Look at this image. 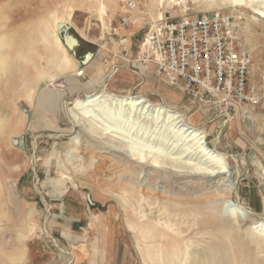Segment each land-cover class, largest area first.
<instances>
[{"label":"rangeland","instance_id":"374dc122","mask_svg":"<svg viewBox=\"0 0 264 264\" xmlns=\"http://www.w3.org/2000/svg\"><path fill=\"white\" fill-rule=\"evenodd\" d=\"M21 1L0 0V8L10 3L7 14L13 11L8 26L25 23L37 12L36 22L41 25L56 11L64 21L61 25L71 27L80 46L76 55L72 54L64 46L60 31L57 33L60 51L71 59L74 69L54 85L41 82L31 102L19 94L29 82L18 81L13 90L5 88L4 71L0 70V95L8 98V113L16 125L11 147L0 144V209L6 206L3 190L12 189L15 183L14 194L10 195L12 207L5 209L6 217L0 218V264H82L98 236L95 228L88 227L73 228L70 235L64 232L69 229V220L61 217L59 206L73 196L102 218L110 219L114 213L117 222L112 232L116 237L107 239L110 230H106L105 254L113 247L115 254L119 241L117 258L123 259V264H142L134 234L143 245L151 246L152 242L160 247L161 242L175 241L176 260L161 264H264V244L251 238L247 225L251 221L264 223V146L258 151L252 148L253 141L263 142V133L256 132L246 112L239 118L226 117L215 107L190 101L168 86L154 65H150L148 77H140L141 72L133 66L153 23L151 10L159 6V0ZM130 2L135 4L132 11ZM241 4L264 10V0L165 1L163 9L165 16L176 18L216 12L240 18L241 50L252 54L257 67L264 69V17ZM124 17L130 20L126 27L122 26ZM3 28L8 27L1 23L0 30ZM41 64L46 66L45 61ZM51 64L44 68L46 72H51ZM79 72L84 76L79 77ZM103 91L143 96L186 114L193 126L207 132V146L227 156L231 177L226 181L203 179L173 160H163L158 169L142 167L123 154H116L115 160H104L108 164L100 171L98 159L103 153L101 156H110L105 154V147L115 139L110 135L101 139L94 127L95 133L84 126L77 128L72 110L76 99ZM2 100L0 111L6 114ZM141 120L143 132L153 127L147 135L150 137L157 124ZM118 121L108 120L112 127ZM131 121L123 128L131 129L135 124ZM168 133L171 139L173 134ZM78 134L79 143L75 145L73 138ZM166 135L157 137L159 143ZM131 189L137 193L136 202L127 203ZM152 192L164 198L150 200L147 194ZM226 192L232 203L244 210L228 209L223 200ZM176 195L186 204L167 202V197ZM227 209L235 219L225 215ZM35 246L42 254L38 261L34 259Z\"/></svg>","mask_w":264,"mask_h":264},{"label":"bare ground","instance_id":"6f19581e","mask_svg":"<svg viewBox=\"0 0 264 264\" xmlns=\"http://www.w3.org/2000/svg\"><path fill=\"white\" fill-rule=\"evenodd\" d=\"M165 1H169L171 4L180 3L185 0H159V6H155L151 10L153 23L165 16V10L163 9V3ZM81 3L84 5L83 2ZM9 4H4L3 7L0 8V24L2 23L3 27H8L7 29L3 28L0 30V70L4 71L3 83L5 88L11 87V90H13L16 82H24V80L29 82L19 94L31 102L41 82L49 81L50 85H54L58 78L60 79L64 74L72 71L74 65L71 59L60 51L62 45L57 33L59 32L60 25L64 21L56 14V11L50 14V20H42L43 23L40 22L41 25L36 22L40 14V12H37L36 14H32V19L25 23L8 26L11 14H13V11L7 14L8 10L6 8ZM240 6L252 9L255 14L264 17V10L258 9L250 4H241ZM134 8L132 10H134ZM42 61H45L46 66L51 61V72H46L44 70L46 66H42ZM146 70L147 67L139 74L140 77L144 75ZM160 79L167 85L174 87L167 79L163 77ZM176 89L180 90L187 99L193 101L192 98L186 95L183 89ZM1 100V106H3L7 113L5 114L0 111V144L1 146L4 145L6 148H10L12 136L16 133L14 131V126L16 125H14L8 113V109H10L8 98L6 99V96L2 98L1 94L0 101ZM72 111L74 113L73 118L76 119L75 123H77V125H75L77 128L84 126L85 129L95 133L94 130H92V127H94L93 129L99 132V136L102 137L101 139H106L104 137L106 135H110L115 139L113 144L105 147V149H108L105 154H109L110 156H101L104 154L103 153L98 159L100 160L98 161V169L100 171L108 164L104 160H115L116 154H123L128 160H137L136 163L142 167L149 166L153 169H158L163 165V160H173L185 166L186 169H191V175L197 174L203 179H219L226 181L228 176L231 177V171L226 162V160H228L227 156L207 146V132L193 126L190 120L188 121L186 119V114L163 105L160 101L154 103L143 96L109 94L103 91L101 93L89 95L85 99H76ZM112 118L119 120V123L115 127H112L108 122V120ZM142 118L149 119L157 124L153 129V135L150 137L147 135L150 134L153 127L149 129L151 131L146 128L143 132V126H140ZM130 120L135 124L132 125V128L129 130L124 129V123ZM127 124L130 123L128 122ZM161 124L163 125L159 128ZM167 131L173 134L171 139L169 133V135H166ZM160 134L166 135L161 143H159V139H157ZM79 137L80 135L78 134L73 138V143L75 145L79 143ZM147 143H149V145ZM153 144L156 145L152 146ZM0 183L2 182L0 181ZM14 185L15 183H13L12 189L8 188L3 190V197L6 200L5 209L8 211L12 207L10 195L14 194ZM128 193L130 199L127 203L136 202V191H132L131 189ZM229 194V192H226L223 195L225 206L228 209L232 208L231 210L234 211H238L239 209L244 210L245 207L232 203ZM147 196H149L148 198H150V200L154 201L157 197L160 199L164 198L153 192L148 193ZM176 196L177 197H167V202L173 201L180 205L186 204V201L180 199V195ZM195 199L197 198L195 197ZM5 209H0V218L6 217L7 212L4 213ZM228 209L225 210V215L231 219H235V215ZM93 221L97 224L100 222V218L97 216ZM116 222L117 218L114 213H112L108 227L110 233L107 234V239L110 241L114 240L116 237V234L112 232L116 227ZM247 225L251 231V238L259 244H264V223L251 221ZM133 236L137 241L138 255L142 264H161L164 261L176 260V255L173 251L176 248L175 241L169 240L168 244L161 242L162 245L160 247L151 242L150 246L143 245L141 243L143 240L140 242L136 234Z\"/></svg>","mask_w":264,"mask_h":264},{"label":"built area","instance_id":"2783aa9c","mask_svg":"<svg viewBox=\"0 0 264 264\" xmlns=\"http://www.w3.org/2000/svg\"><path fill=\"white\" fill-rule=\"evenodd\" d=\"M134 7L130 2L129 9ZM122 20L123 27L130 23ZM240 20L221 12L164 16L150 25L133 66L142 72L154 65L193 100L235 118L264 102V71L257 74L252 54L241 50Z\"/></svg>","mask_w":264,"mask_h":264},{"label":"crops","instance_id":"0c3cea01","mask_svg":"<svg viewBox=\"0 0 264 264\" xmlns=\"http://www.w3.org/2000/svg\"><path fill=\"white\" fill-rule=\"evenodd\" d=\"M149 68L150 66L147 67V70L145 71L143 76H147V77L150 76L151 72L148 73V71H150ZM254 70L256 71L257 74H259L264 69H259L256 65V62L254 61ZM143 83L144 82H142L141 85ZM243 112H246L248 114V117L250 116V118L252 119L256 132L263 133L262 134L263 142H261V140L259 139L253 141L254 142V145H252L253 150L258 151V149H261L264 146V124L261 123L262 120L264 119V102H262V104H260L257 107H247ZM243 112L242 115H244ZM239 116L237 117L239 118ZM239 130H240V125H239ZM59 207L62 213L61 217L63 218L66 217V219L69 220L68 226L70 230L64 229V232H66L67 235L71 234L73 228H78V227L84 229L88 227L90 230H93L95 228L97 230L98 237L96 238V241L94 240L91 248L88 250L87 257L82 264H123L124 262L123 259H121L122 260L121 261L120 259L117 258L119 256V253L121 252L118 247L119 241L116 243L117 246H116L115 254L113 252L115 247H113L112 250L108 251V255L105 254L107 247L106 244H104L103 236L109 227L110 219L102 218V216L99 213L96 214V211L94 209L92 210L91 208H88L83 200H81L80 198L77 199L74 196L71 197L70 199H67L66 203L64 202V204L60 205ZM97 216L100 218V222L95 224L93 219ZM34 251H35L34 259L36 261L40 260L42 254H40V251L38 250L37 246L34 247ZM95 252H97L98 255H96Z\"/></svg>","mask_w":264,"mask_h":264},{"label":"water","instance_id":"95a60500","mask_svg":"<svg viewBox=\"0 0 264 264\" xmlns=\"http://www.w3.org/2000/svg\"><path fill=\"white\" fill-rule=\"evenodd\" d=\"M60 34L62 35L61 40L64 46L72 52V54L76 55V48L80 46L79 40L71 34V27L69 26H60L59 28Z\"/></svg>","mask_w":264,"mask_h":264}]
</instances>
